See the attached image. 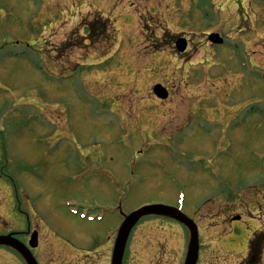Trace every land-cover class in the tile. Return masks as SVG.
<instances>
[{"label":"rangeland","instance_id":"1","mask_svg":"<svg viewBox=\"0 0 264 264\" xmlns=\"http://www.w3.org/2000/svg\"><path fill=\"white\" fill-rule=\"evenodd\" d=\"M261 168L264 0H0V234L26 214L38 264H109L121 217L149 205L193 219L199 264H234L215 242L259 208ZM131 232L123 264L184 263V227Z\"/></svg>","mask_w":264,"mask_h":264},{"label":"flooded vegetation","instance_id":"2","mask_svg":"<svg viewBox=\"0 0 264 264\" xmlns=\"http://www.w3.org/2000/svg\"><path fill=\"white\" fill-rule=\"evenodd\" d=\"M264 168L259 170L260 178L254 189L259 191L261 200L256 207H241L240 212L231 214L228 220L229 232L226 238L215 242V249L239 255L234 264H264ZM247 189V188H246ZM239 190V189H238ZM240 191V190H239ZM232 194L231 190L228 195ZM260 209V215L256 211ZM27 234V232L25 233ZM20 234H18L19 236ZM17 236V235H16ZM18 238V237H17ZM27 238V236H26Z\"/></svg>","mask_w":264,"mask_h":264},{"label":"water","instance_id":"3","mask_svg":"<svg viewBox=\"0 0 264 264\" xmlns=\"http://www.w3.org/2000/svg\"><path fill=\"white\" fill-rule=\"evenodd\" d=\"M209 41L212 43L220 44L221 40L219 39L218 35H212L209 37ZM186 43L184 39H180L176 42L175 47L179 52H182L186 48ZM154 92L158 98L164 99L166 97V93L164 89L160 88V86H155ZM149 215H156V216H165L167 218H171L173 220H176L177 222L183 224L187 230L190 232L189 237V245H188V253L185 258V264H195L197 261V254H198V239H197V229L195 228V225L193 222L189 219H187L184 215L179 213L178 211L166 208L163 206H149V207H143L140 208L137 211H134L131 213L128 217L124 219L122 222V225L120 226L118 230V236L115 241V246L113 250V257L111 264H120L121 259L123 256V251L126 246V241L130 235L131 229L138 223L139 219L144 216ZM30 248H35L37 245V234L33 233L31 236V241L29 242ZM0 246L5 247H11V249H14L17 251L21 257L24 259L26 264H36L35 260L32 258L29 250L25 248L23 245H21L16 240L12 239V237L9 235L7 236H0Z\"/></svg>","mask_w":264,"mask_h":264}]
</instances>
